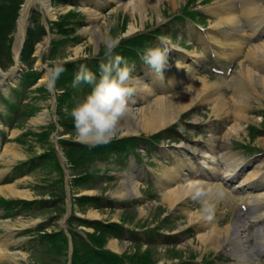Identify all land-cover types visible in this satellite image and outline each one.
I'll return each instance as SVG.
<instances>
[{
	"label": "rangeland",
	"instance_id": "obj_1",
	"mask_svg": "<svg viewBox=\"0 0 264 264\" xmlns=\"http://www.w3.org/2000/svg\"><path fill=\"white\" fill-rule=\"evenodd\" d=\"M13 1V0H12ZM23 0H14V2H22ZM89 5H91V0ZM114 1V2H113ZM182 1V0H181ZM181 1H177V5L173 7L172 5H168L166 0H161L160 2H156L157 7L156 9L151 8V4L149 0H145V6L148 10H142L140 12L139 7L135 8L133 6L134 1L133 0H109L108 3H104L101 5L98 9V17L92 16V15H86L83 25H75L70 20L69 15H63L66 13V5L72 4V9L77 11L80 7V4L84 3V0H49V8L53 9L52 16L45 12L41 6L37 3L31 5L28 9V12L26 13L24 17V48L32 49L31 58L32 62H26V65H28L30 68H36L42 70V78L40 80V85L42 86V91L44 95L46 96L45 100H39L38 111H36L31 117L22 119L20 122L21 127H31L33 130L36 129L37 131L41 130L42 128L46 127L48 124H51L53 127L51 129V135L48 140H42V142L34 143V147L36 149L40 147H51L56 150V153L58 155V160L61 162V164H65L66 157L63 154V149L61 146L58 145L57 140L62 139L58 138L56 139V135H53L57 128L60 130V127L57 125V120L59 117L63 116L64 118L68 120H72L70 116V111L72 108H60V110H64V114H56L58 109L56 107L57 103V97L58 93L60 92V89L58 85L56 84V88L54 90H49L46 84V70L48 67L51 66V63L53 61H61V60H74L79 59V57H89L92 59H98L99 56H103V46L100 44L101 36L108 31L111 30V33L113 35L119 34L122 38L126 35L131 36L134 33L142 32V31H149L153 30L159 25H161L163 22L167 21L165 15L168 16V13L171 14L174 11H176L178 4H180ZM24 2V1H23ZM21 4V3H20ZM19 4V6H20ZM135 4V3H134ZM79 6V7H78ZM20 9L17 10L15 20H14V26L11 32L9 33L8 39L6 41L5 50H0V69H6L11 68L12 64L11 61L8 60V56H11L12 59H14V48L16 45V33L18 28V22L20 18ZM6 13H8V10H6ZM13 14V13H12ZM50 15V16H49ZM113 21L115 22L113 24ZM70 23L74 25L73 27H70ZM132 25L134 27V30L131 32H128L129 26ZM145 27V28H144ZM66 30V33H71L72 35H78V40L76 42H70L66 44L63 47H60L58 51L52 50L51 40L53 38H60L64 36L63 34H59L56 32V30ZM87 29V31H86ZM182 29V26L180 27V30ZM179 30V31H180ZM48 43V44H47ZM4 42L0 41V46L3 45ZM41 45V51H37V46ZM44 45V46H43ZM46 46V47H45ZM94 49L99 50V55L96 54V51ZM26 56H30V54H27ZM21 59V56L19 60ZM30 59V58H29ZM222 65H225L227 63L226 60L220 59L219 61ZM24 63L19 62L17 64V67H22ZM26 67V66H25ZM206 77V76H202ZM207 78V77H206ZM208 79V78H207ZM208 81H210L208 79ZM212 82V81H210ZM143 84H139L138 88H141ZM186 84L182 85L181 87H185ZM139 90V89H138ZM151 97L154 96V93L150 92ZM171 96V94H170ZM76 100H79L82 98V96L75 97ZM137 104L135 105L136 108H149V100L142 104L140 107L139 101L142 100L139 98ZM151 99H154L151 98ZM0 107H2V104L0 103ZM219 111V112H218ZM220 113V114H219ZM218 114V115H217ZM59 115V116H58ZM43 116L45 119L43 122H36L35 118ZM227 116L226 109H219L215 113V117L218 120H223ZM201 119V118H200ZM73 121V120H72ZM122 131L120 134H137L141 130L137 131V133L134 132H128L125 127V118L121 122ZM17 131V130H13ZM65 133L76 137L75 130H65ZM119 134V135H120ZM67 136V135H66ZM66 138V137H63ZM8 143V142H4ZM52 143V144H51ZM3 144V145H4ZM10 145H13L15 147V150L20 154V156H25L29 151H32L30 148V145H24V146H18L16 147L15 144L12 142H9ZM264 144V142L262 143ZM4 148V146H3ZM170 151H164L161 153L165 157L171 158V152ZM12 154L7 153L4 156V165L6 164H12L15 161L18 160L19 157L12 160L11 158ZM146 159V158H145ZM144 159V160H145ZM153 159V158H152ZM145 163V161H142ZM146 165V163H145ZM99 166V165H98ZM6 167V166H4ZM141 168V166H139ZM168 169V166L163 163H157L154 167H152L150 170L151 174L147 175V178L151 179H163L164 170ZM46 175V173L42 172H34L30 176L23 178L21 181L22 183L20 186L22 188L20 189H27L30 194L34 197H39L41 194H44V197H48L47 192H44L40 190L39 188H33V186L30 187L31 180H38L39 177H43ZM59 177V176H58ZM32 178V179H30ZM67 176H64L62 178V182L64 186H67L66 183ZM121 183V182H120ZM119 180L116 181V184L113 185H107V190H104V185H98L93 186L94 188H98L99 190H83L85 187H75L68 193V198L66 199L65 191L60 190L59 192L54 193L53 195L62 196L64 197L62 199V203L58 205V210H56L55 207H47L46 210L43 213H38L37 216L35 215H20L19 217H16L15 219L11 220V223H17V224H26V225H32L34 221H38L41 217L46 216V213L49 214V216L55 212L60 213V216L54 215L52 218H48L46 221L50 223L49 228L56 227V224L58 223V226L60 227V224L63 222L67 225L66 222L68 221V218L63 221V218H66L69 208L74 205V194L79 195L82 194L84 191L92 194V193H101L102 191H105L108 194L115 195L116 189L120 187ZM60 184V183H59ZM34 185V184H32ZM16 188V184L14 185ZM89 187V186H87ZM7 191V190H6ZM54 190H52L53 192ZM159 193H157L156 197L154 199L148 200L147 203L142 204L141 206H134L132 208L122 210V209H110V210H99L100 218L103 220L107 219H117L121 217H129V222L132 224H142V225H153L158 223V218L160 214L168 207L165 202L162 200V191L161 188H158ZM74 193V194H73ZM161 197H160V196ZM116 196V195H115ZM140 196V192H139ZM118 197V196H116ZM127 197V196H124ZM66 199V200H64ZM63 202L65 203L64 208ZM191 205V204H189ZM77 210V208H74ZM86 211L90 210L88 212V215L90 212H96L93 211L92 208H85ZM198 212V211H197ZM175 213L183 214L185 215V212L182 210V208L176 210ZM87 216V215H86ZM90 216V215H89ZM98 216V217H99ZM213 217L217 218L218 221H220V224L222 222V215L221 213L214 211ZM174 219L172 224L177 225V229H179L180 223H186L187 217L184 218ZM53 220V221H52ZM33 221V222H32ZM52 221V222H51ZM199 224H195L193 226L194 233L197 232V227ZM89 230V229H88ZM21 230H19L18 234V242L13 244V246L8 247V258H2V262L0 264H5L6 262H18L22 261L24 264H33L35 262L38 263H45V264H62L63 263V256H59L56 254L48 253L47 250L44 248H32L35 243H32L27 239V237H24L21 235ZM185 236H181L180 239L183 240ZM192 240V244H191ZM189 241V242H188ZM115 243L116 248L118 247L116 241H111L110 244ZM185 243V244H184ZM186 243H189L191 245H188ZM109 244V245H110ZM184 244V245H183ZM122 244L120 246L124 250L132 251V248L128 245ZM205 245V244H204ZM210 245V244H207ZM124 246V247H123ZM110 247H112L110 245ZM198 247H200L201 250H205L201 242L198 241L196 237L190 238L189 240H183L181 244H178L177 248L183 250L185 254H188L191 252V250H197L199 251ZM32 248V249H31ZM119 248V247H118ZM120 250V248H119ZM159 252H156L160 256V260H168L170 258H167V254L169 253V250L167 252H164V247H158ZM19 258V259H18ZM8 261H6V260ZM24 260V261H23Z\"/></svg>",
	"mask_w": 264,
	"mask_h": 264
},
{
	"label": "bare ground",
	"instance_id": "obj_2",
	"mask_svg": "<svg viewBox=\"0 0 264 264\" xmlns=\"http://www.w3.org/2000/svg\"><path fill=\"white\" fill-rule=\"evenodd\" d=\"M91 5H89L90 1L84 0V3L80 5L79 11L86 12L88 15L98 17V9L104 3H108L109 0H91ZM133 6L135 8L139 7L140 12L142 10H148L145 6V0H133ZM161 0H149L152 9H156V2H160ZM168 5H172L175 7L177 5L178 0H166ZM39 4L41 8L52 16L53 9L49 8V0H26V2L22 5L20 10V18L18 22V28L16 33V45L14 48V58L17 59L18 51L20 48L22 36L24 33V17L28 12L29 7L33 4ZM71 9V5H66V11ZM52 13V14H51ZM218 14H220V20L212 26V31L219 27L222 24H229L237 29V33L234 34L235 37L239 36H256L262 30H264V9L260 10L254 18H246L239 17L235 14V9L232 7H222L218 10ZM49 15V16H50ZM134 30L132 25L129 26L128 32ZM87 31V29H86ZM211 40L216 42L215 36H211ZM253 44L256 46L251 49L253 54H257L261 57H264V38L257 36L253 39ZM48 44V43H47ZM44 46V45H43ZM46 47V46H45ZM41 51V45L37 46V51ZM258 82L262 85L264 90V75L261 74L259 76ZM220 84L217 82H210L206 77H197L193 80H190L186 83L185 87H179L174 93L165 96H156L154 99L149 100V108H136L131 107V112L125 117V127L128 132L137 133V131L141 130L143 132H161L162 129L167 128L170 123L174 122L179 114L185 110H187L191 105H195V103L200 99V94L205 90L212 87H219ZM140 99H143L142 92L145 91L144 85L141 88ZM219 93V89L216 91ZM150 93V92H149ZM138 102V99L135 98V104ZM214 104V112L217 108L225 109V98L222 95H218L212 99ZM217 112V111H216ZM219 112V111H218ZM220 114V113H219ZM218 115V114H217ZM43 116H39L35 118V121L38 123L44 121ZM240 129V125L233 127L231 130H228V135L237 132ZM16 134L17 131H12ZM187 148L191 151V156H186L183 154L182 159L174 160V170L171 173L172 183H176L170 188L163 190L162 192V200L165 202L170 208L174 206L178 201H182L185 196L189 195V187L188 182L191 180H199L205 182V184L213 187L222 186L225 191V195L234 196L237 193V187H226L223 184V178H226L230 174H232L241 164L242 160L235 159L231 163L226 162L225 164L220 165V160L216 156V150L213 145L209 146H200V145H186ZM2 156H5L7 153L12 154L11 158L14 160L19 157L22 159L23 156L15 150L13 145L9 143L4 145L2 149ZM16 162V161H15ZM212 164L214 166L212 167ZM199 167L204 169L205 167L208 169H212V174H217L219 178L211 179V180H203L213 178L212 176L206 175V173L202 172L197 173L199 171ZM221 176V177H220ZM261 177H264V172H262L259 168H255L247 173V175L240 181L237 186L243 185H253L256 184ZM179 179H184L186 181L185 184H178L177 181ZM15 184L8 185H0V192L2 190H7V192L12 196H17L21 198H30L31 194L27 189H16L14 187ZM130 181H121L120 187L116 189L115 195L118 197L124 196H139L138 189L131 185ZM130 186L129 190L127 188ZM124 191V192H123ZM90 217L97 218L99 214L96 212H90ZM186 215L188 221L195 222L201 214L197 211L191 212L190 210H186ZM211 225L207 232L200 233L197 235V239L201 244H209L211 242L215 247L221 246V244L228 239L231 225L227 224L223 228L217 226L216 223H211ZM198 228V227H197ZM113 249L119 250L116 248V244H110ZM205 246V245H204ZM205 249V248H204ZM8 246L0 247V262H2V258H8ZM234 264H250L249 260L244 258H239Z\"/></svg>",
	"mask_w": 264,
	"mask_h": 264
},
{
	"label": "clouds",
	"instance_id": "obj_3",
	"mask_svg": "<svg viewBox=\"0 0 264 264\" xmlns=\"http://www.w3.org/2000/svg\"><path fill=\"white\" fill-rule=\"evenodd\" d=\"M115 22L113 21V24ZM122 37L106 31L100 39L103 46V62L99 65V77L81 66L76 73L72 88L89 85L90 91L77 100L70 111L76 138L88 147L109 144L122 131L121 122L131 112L138 92L139 77L134 76V64L116 52ZM99 55V50L94 49ZM174 50L169 38H161L157 45L144 50L142 61L158 79H163V70L168 66L169 54ZM64 61H53L46 70L48 89L54 90L61 75L66 71ZM189 195L200 205L203 218L211 220L216 203L224 198L222 186H209L199 180L188 182Z\"/></svg>",
	"mask_w": 264,
	"mask_h": 264
},
{
	"label": "trees",
	"instance_id": "obj_4",
	"mask_svg": "<svg viewBox=\"0 0 264 264\" xmlns=\"http://www.w3.org/2000/svg\"><path fill=\"white\" fill-rule=\"evenodd\" d=\"M20 3L14 2L13 0V1H10L9 3L10 7H6V5L8 4L7 1L0 0V41L4 42V44L0 46L1 51L5 50V45L8 39V34L13 29L16 12H17V9ZM6 10H8V13H6ZM142 44H143L142 39L130 41L127 43L126 50L132 51L134 48L139 47ZM8 60H10V58H8ZM33 77H34V74L31 73L30 79H32Z\"/></svg>",
	"mask_w": 264,
	"mask_h": 264
}]
</instances>
